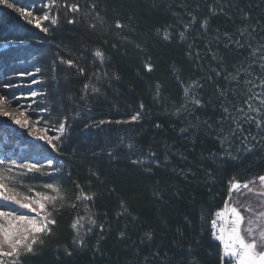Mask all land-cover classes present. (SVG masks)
Here are the masks:
<instances>
[{
	"label": "snow or ice",
	"instance_id": "obj_1",
	"mask_svg": "<svg viewBox=\"0 0 264 264\" xmlns=\"http://www.w3.org/2000/svg\"><path fill=\"white\" fill-rule=\"evenodd\" d=\"M0 5L13 9L28 25L45 34H50V27L44 26V22L52 28L57 27L61 22V13L68 24L74 25L78 22V14L87 18L97 7L95 3L82 7L78 0H40L38 10L18 7L10 0H0ZM180 7L184 9L187 19L174 13L177 16L176 25L157 28L156 35H162L164 41L171 43L175 34L178 41L187 46L186 56L195 65L194 73L185 80L182 78V68L176 65L171 67L182 89L178 102L169 101L164 96L163 85L158 81L152 86V91L153 101L164 109V115L178 120L183 118V126L178 132L190 142L191 147L175 149L174 144L162 139L159 142L162 154L152 147L145 149L139 143V137L146 117L151 114L143 103L127 118L92 120L84 125L83 131L103 129L105 125L113 124L138 126L132 129L134 134H129L127 130L121 134L118 143L108 149L107 155L116 158L117 150L122 148L126 150L129 162L149 175H153L154 170H163L189 181L195 179L197 171H202L207 182L213 179L215 172L213 168L205 166L206 162H211L218 169L229 161L240 162L247 154H251L254 161L264 162V19L257 18L253 23L251 10L240 9L233 0H212L211 3L205 0L203 6L197 3L195 8H189L182 2ZM230 8L241 12L240 24L233 20ZM204 9L206 14L199 15ZM220 15L232 21L231 31L214 28L212 19ZM94 19L96 23L89 24L93 31L97 30V24L101 32L111 30V25L105 27L107 22L99 13L95 14ZM114 28L119 44L112 43L113 50L119 51L125 45L145 50L140 43L125 35L126 31L136 32L131 25L116 19ZM194 32L198 35L193 36ZM3 43L6 46L22 45L25 41L18 39ZM102 45L81 49L77 58H71L73 53L70 49L64 50L70 58L58 56V62L74 69L77 76H84L87 71L83 53L90 52L92 56L93 70L88 73L87 82L80 89L79 99L73 100L75 111L71 114L64 113L61 107L58 109L60 115L53 118V102L47 91L39 88L45 81L36 79L42 71L40 67L18 73L31 77V83L38 86L30 92L27 104L20 103L15 96L9 97L5 90L14 85L7 78L0 83V117L7 118L0 121V127L7 128L11 123L26 130V136L35 138L26 141L32 155L19 156L0 151V264H25L22 258L39 255V249L43 248L46 240L56 234L60 217L65 213L71 215L72 249L87 250L89 237L98 231L100 235L92 251L94 255L99 253L103 256L100 244L107 238L105 233L111 232L112 228L106 211L102 214L104 222L101 223L98 222L101 214L93 210L99 194L92 190V179L104 183L99 172L89 169L90 175L85 178V183L82 185L77 180H71V189L65 188L56 179L65 174V161L60 157L65 155V143L70 139L74 123L92 111L89 97L102 96L104 85L111 87L114 81L120 80V76L107 67L113 59L105 51L108 41H102ZM229 52L237 54L231 68ZM55 65L56 61L53 62V73L56 72ZM144 69L148 73L155 70L151 57L144 61ZM52 79L55 80L56 76L53 75ZM208 88L212 89L210 93L207 92ZM13 104L24 109L19 116L7 111V107ZM209 111L215 115L208 114ZM172 127L175 128V125ZM151 128L163 131L164 125L156 122ZM201 134L205 139L213 140L217 150H209L207 154L201 152L198 157L200 163L197 164L195 159L189 160L186 152H196ZM174 157L184 161L186 166L170 167ZM252 166L248 165L249 168ZM68 175L70 177L71 173ZM37 177H47L48 180H38ZM171 187L173 190L170 191L157 182L152 189L153 198L159 202L179 200L182 195L180 189L174 185ZM114 191V188L110 189L109 194ZM114 218L117 222L128 219L118 232L121 241L130 239L129 229L134 230L133 226L141 223L139 215L133 214L123 198L119 200ZM199 219L201 226L207 223L211 237L218 242L219 264H264V172L246 180L234 174L228 181L222 207L211 213L210 219H206L202 211ZM162 223L167 233H174L173 238L167 240L165 236L157 243L155 228L142 232L139 244L146 245L143 255L136 241L131 245L140 258L138 264H200V239L193 236L185 243L184 230L180 227L172 229L167 221ZM72 249L65 247V255L71 257Z\"/></svg>",
	"mask_w": 264,
	"mask_h": 264
},
{
	"label": "trees",
	"instance_id": "obj_2",
	"mask_svg": "<svg viewBox=\"0 0 264 264\" xmlns=\"http://www.w3.org/2000/svg\"><path fill=\"white\" fill-rule=\"evenodd\" d=\"M18 7L37 9L40 0H10ZM73 2V0H70ZM82 7L95 3V11L87 18L77 15L76 24H68L61 13L60 24L52 28L47 22L44 26L50 27V34H45L19 17L13 10L4 5H0V83L5 82V78L12 82L14 87L5 91L9 97L15 96L16 86L28 84L31 77L20 76L21 71H34L35 67L41 68V73L37 80L43 79L45 83L39 86L40 90L47 91L50 100L53 102V118H57L60 113L58 109L63 108L64 113L71 114L75 111L73 100H78L80 89L87 82L88 73L93 70L90 52H84V66L86 73L84 76H77L74 69H69L58 62V56L65 59L70 58L65 49H70L73 57L77 58L81 54V49H91L93 47H103L102 41L107 40L108 46L105 51L112 56V63L107 65L110 71H114L120 76L119 81H114L111 87L104 85L103 95L98 98L89 97L91 113H86L82 118L74 123L69 141L65 143V155L60 159L65 161L64 175L57 176V180L65 188H72L71 180H77L82 185L85 178L89 177V169L96 170L100 174L104 183L92 179V190L99 195L95 201L93 210L101 214L98 222L103 223L102 214L106 211L111 223V232H106V239L101 241L100 250L103 253L93 254L92 246L100 235L97 231L89 237L88 248L85 251L72 249V232L69 228L71 215L65 213L60 217L59 228L56 234L46 240L39 255L24 257L25 264H138L139 257L135 249L131 247L134 241L143 255L146 245L139 244V237L142 232L155 228L156 242L166 236L167 240L173 238L174 233H167L162 221H167L168 225L175 229L180 227L185 231V243L193 236L200 239L199 248L200 264H219L218 242L210 235L207 223L200 224V215L203 211L206 219H210V214L222 207L227 193L229 179L235 174L241 180H246L251 176L264 172V162L254 161L251 154L244 155L240 162L229 161L220 168H215L211 162H206L205 166L213 168L215 175L212 180L205 181L203 172L197 171V176L193 180L185 181L179 176H174L171 172L154 170L153 175L133 166L126 155L125 149H118V156L111 158L107 155L110 147L118 143V137L126 130L129 134H134L132 129L138 126H117L105 125L103 129L83 131L84 125L92 120L99 119H119L127 118L131 113L139 109L140 103L145 105V109L151 115L146 117L139 137V143L147 149L152 147L158 153L163 152L159 146L162 139L167 143L174 144L175 149L186 150L191 147L190 142L180 136L178 129L183 126L180 120L164 115V109L153 101L152 86L158 81L163 85V94L169 101H179L182 89L171 72V67L176 65L183 69L182 78L187 80L188 76L194 73L195 65L186 56L187 46L180 43L173 37L171 43L163 40L162 35H156V29H163L168 25H176L177 16L174 13L184 15V9L180 7L183 2L189 8H195L197 3L202 6L205 0H78ZM211 3L212 0H207ZM244 11L251 10L252 22L257 18L264 19V0H233ZM230 14L236 24H240V11L235 8L229 9ZM99 13L107 22L105 27L112 26L107 33L89 28L90 23H96L95 14ZM206 14L204 9L199 15ZM131 17V19H129ZM71 18V17H69ZM120 19L122 23L131 25L136 29L135 33L125 32L137 43H140L144 51H140L131 45H125L119 51L111 48L112 43L119 44L115 36L114 21ZM212 25L221 31H231L232 21L220 15L212 19ZM198 27V25H197ZM175 33V29L173 30ZM193 36L198 35L194 32ZM22 39L24 44H12L3 48L4 41ZM229 68L235 62L237 54L229 52ZM151 57L155 70L148 73L144 69V61ZM56 61V72H52L53 62ZM199 75V73H195ZM56 79L53 80L52 76ZM223 83V82H221ZM38 87V86H37ZM211 88L207 89L210 93ZM207 95V93H206ZM205 115V113H198ZM208 114L215 115L209 111ZM159 122L164 125L163 131H154L151 128L153 123ZM175 125V128L172 126ZM6 129L0 127V148L8 151L12 148L11 132L5 134ZM253 131L255 129L253 128ZM155 136V140H153ZM27 146V145H26ZM209 150H217L216 143L211 139H205L201 134L198 140L195 153H187L189 160L195 159L198 164V157L201 152L207 154ZM32 155L28 147L25 148L22 156ZM39 159V157H34ZM248 165H253L251 168ZM172 166L185 167V162L178 157L172 158ZM243 170V174L241 172ZM71 173L69 177L68 173ZM47 181L48 178H41ZM157 182L161 186H171L180 189L182 195L179 200L171 199L170 202H159L153 198L152 189ZM115 191L109 194V190ZM87 190V188H86ZM123 198L127 201L133 214L139 215L141 223L129 229L130 239L121 241L118 232L122 230L128 219L117 222L114 218L118 210L119 200ZM168 199L167 197L165 198ZM187 217V221L185 220ZM107 227V225H106ZM203 231L201 233V228ZM193 229L195 231H193ZM73 250V255L68 257L64 253V248ZM59 250V251H58Z\"/></svg>",
	"mask_w": 264,
	"mask_h": 264
},
{
	"label": "rangeland",
	"instance_id": "obj_3",
	"mask_svg": "<svg viewBox=\"0 0 264 264\" xmlns=\"http://www.w3.org/2000/svg\"><path fill=\"white\" fill-rule=\"evenodd\" d=\"M7 46H3V48H6ZM26 78H30L29 76H25ZM37 78V77H36ZM37 89V85L32 84L31 82L28 84H19L16 86V94L15 97L19 98L20 103L22 104H27L29 103V94L31 91L36 90ZM37 99H39V97H37ZM7 111H10L14 114H16L17 116L20 115L21 112L24 111V109H20L18 108L15 104H13L10 107H7ZM28 113H25V115H27ZM7 118L5 117H0V121L6 120ZM33 119H35V117H33ZM41 123H43V121H41ZM5 130V134H8L11 132L12 134V139L11 141H13V146L10 150H8L7 152H9L10 154L16 153L19 156H22V154L25 151V148L28 147L26 146L27 143L26 141L28 140H34V137H28L25 135L26 130L24 129H19L18 126L14 125V124H9L7 126V128L2 127ZM39 143V142H38ZM0 151H6L2 148H0ZM27 162V161H25ZM43 178H47V177H43ZM38 180H40L41 178L37 177ZM39 190V189H38Z\"/></svg>",
	"mask_w": 264,
	"mask_h": 264
}]
</instances>
